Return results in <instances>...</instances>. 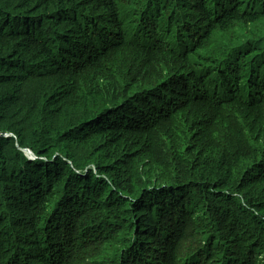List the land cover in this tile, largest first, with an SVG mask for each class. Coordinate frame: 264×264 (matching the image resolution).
<instances>
[{
  "label": "trees",
  "instance_id": "16d2710c",
  "mask_svg": "<svg viewBox=\"0 0 264 264\" xmlns=\"http://www.w3.org/2000/svg\"><path fill=\"white\" fill-rule=\"evenodd\" d=\"M0 264H264V0H0Z\"/></svg>",
  "mask_w": 264,
  "mask_h": 264
},
{
  "label": "water",
  "instance_id": "95a60500",
  "mask_svg": "<svg viewBox=\"0 0 264 264\" xmlns=\"http://www.w3.org/2000/svg\"><path fill=\"white\" fill-rule=\"evenodd\" d=\"M2 135H8V134H2ZM26 153L31 157V158H35L36 156L34 155V153L30 150V149H25Z\"/></svg>",
  "mask_w": 264,
  "mask_h": 264
},
{
  "label": "rangeland",
  "instance_id": "374dc122",
  "mask_svg": "<svg viewBox=\"0 0 264 264\" xmlns=\"http://www.w3.org/2000/svg\"><path fill=\"white\" fill-rule=\"evenodd\" d=\"M242 29H239V28H233V32H238V31H241ZM27 154V153H26ZM147 180V179H146ZM148 181V180H147ZM149 182V181H148Z\"/></svg>",
  "mask_w": 264,
  "mask_h": 264
}]
</instances>
